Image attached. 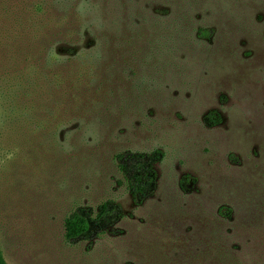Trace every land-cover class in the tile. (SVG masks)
I'll use <instances>...</instances> for the list:
<instances>
[{"label":"rangeland","instance_id":"obj_1","mask_svg":"<svg viewBox=\"0 0 264 264\" xmlns=\"http://www.w3.org/2000/svg\"><path fill=\"white\" fill-rule=\"evenodd\" d=\"M0 252L264 264V0H0Z\"/></svg>","mask_w":264,"mask_h":264},{"label":"trees","instance_id":"obj_2","mask_svg":"<svg viewBox=\"0 0 264 264\" xmlns=\"http://www.w3.org/2000/svg\"><path fill=\"white\" fill-rule=\"evenodd\" d=\"M91 81H92L91 85L94 83L96 86H98V84L103 86L102 82L98 83L97 80L95 81L91 80ZM77 82H79V86H80V80ZM100 85L98 87H100ZM82 87H87V86H84V84L82 83V85L79 88ZM207 122L210 123L211 125L216 126L219 125L222 122V120L217 113H212L207 117ZM119 159L120 161L124 160L123 156L119 157ZM120 168L122 169V173H124V178L127 183V187L129 188V191L132 193V195L136 197L143 195L146 187L149 185L148 183H150L148 180L149 179L148 173L144 174L139 172L135 175H131V174L129 175L130 171H128V166L126 164H120ZM150 173L152 174V170L149 172V174ZM143 184H145V187L142 186ZM108 209H109L108 204H104L102 206V211L99 213V215L96 218H93L91 212L87 209L84 208L77 209L73 214H71L65 220L66 240L72 243L77 240L87 238L91 233L93 227L92 225L94 224V226L96 225L98 226L102 218L106 215ZM225 212L226 209L221 210L222 214H225ZM0 264H7L1 252H0Z\"/></svg>","mask_w":264,"mask_h":264}]
</instances>
